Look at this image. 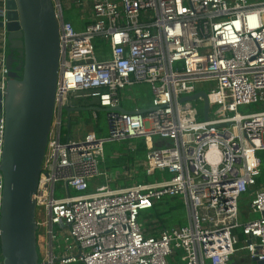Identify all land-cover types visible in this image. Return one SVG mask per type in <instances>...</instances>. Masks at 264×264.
<instances>
[{
	"label": "built area",
	"instance_id": "1",
	"mask_svg": "<svg viewBox=\"0 0 264 264\" xmlns=\"http://www.w3.org/2000/svg\"><path fill=\"white\" fill-rule=\"evenodd\" d=\"M92 1L82 30L64 17L60 23L55 124L35 195L37 209L48 217L49 264H232L240 250L246 252L241 260L264 262V185L256 187L262 164L257 153L264 150V0ZM55 7L60 20L61 0ZM0 21L1 167L8 0H0ZM97 38L106 44L105 58L97 55ZM141 82L152 89L153 109L119 111L121 91ZM199 91L209 99L208 120L204 109L181 101ZM72 98H94L109 109L107 135L63 140L62 107ZM252 104L254 112L240 111ZM154 136L171 144L156 147ZM134 138L145 139L146 173L171 177L119 188L103 183L90 191L93 179L108 178L105 144ZM57 184L66 197H55ZM251 187V212L259 216L241 224L240 199ZM70 188L81 193L72 196ZM3 190L0 169V211ZM165 196H183L190 222L151 228L146 235L140 214ZM55 225L68 243L64 254L55 252Z\"/></svg>",
	"mask_w": 264,
	"mask_h": 264
},
{
	"label": "water",
	"instance_id": "2",
	"mask_svg": "<svg viewBox=\"0 0 264 264\" xmlns=\"http://www.w3.org/2000/svg\"><path fill=\"white\" fill-rule=\"evenodd\" d=\"M63 17L62 13L60 20L57 18L54 0H8L7 42L11 52L7 54L6 130L0 167L4 176L0 211L3 264H42L35 195L55 117ZM1 99L0 94V113ZM198 99L204 102V119L208 120L210 103L206 92L182 97L181 101ZM117 109L137 112L123 106ZM152 109L139 111L145 113ZM86 110L106 112L109 109L67 102L62 107L69 126L73 114Z\"/></svg>",
	"mask_w": 264,
	"mask_h": 264
},
{
	"label": "rangeland",
	"instance_id": "3",
	"mask_svg": "<svg viewBox=\"0 0 264 264\" xmlns=\"http://www.w3.org/2000/svg\"><path fill=\"white\" fill-rule=\"evenodd\" d=\"M250 2H257L263 0H249ZM56 3L57 0H54ZM63 10H64V18L65 20H70L73 22L75 28L77 30H82L86 23L90 20V15L93 10V1L92 0H61ZM96 52L99 58H105L108 56V50L105 49V42L97 38L95 40ZM3 51V48H2ZM5 52L8 54V49L6 48ZM148 84L144 82L135 83L133 86L128 87V95L129 102L135 105L142 104H150L151 102V94ZM207 91L211 90V85L209 83L203 86ZM82 104H90L95 102L97 105V100L94 98H84L79 100ZM191 104L196 107L200 113H202L204 109L203 100L191 101ZM258 107L256 104L252 105H244L240 107V111L244 113H251L257 110ZM215 110V107H213ZM93 110L83 111L86 118L89 119L90 123L95 125L96 134L99 136H105L108 134V123L106 118V112L97 111L99 114V119L92 117ZM200 117H203L202 115ZM98 123V125H97ZM55 124V121H54ZM54 126V125H53ZM86 127V126H85ZM102 129V130H101ZM62 138L66 139L67 134L70 136H76L77 128L76 124L71 122L69 126V121L66 116V113H63L62 116ZM159 136H154V139L158 140ZM144 140L142 138H134V139H126L123 141H111L107 142L105 145V166L106 165V155L110 154L112 158L116 159L119 156H122L124 163L119 165H115V169L108 168V178L105 175L97 177L91 181L90 191L96 190V187L99 185L106 183L109 184L111 188L130 186L137 182H154L156 180L170 178L171 174L168 172H162L158 170L154 174H147L145 169H143L140 163L146 160L145 149L143 148ZM108 153V154H107ZM258 156L262 159V170L264 172V150L258 151ZM129 157L132 160H128ZM137 160L136 164L132 162L133 160ZM140 164V165H139ZM255 188L251 187L247 193H244L240 199V223L244 224L249 219L258 217L259 214H253L251 212L250 204L253 197V192ZM81 192L75 190L74 188L69 189V194L77 195ZM68 192L66 188H64L61 184L56 185L55 197L62 198L66 197ZM47 214L44 208L39 207V213L37 214V220L40 223L39 229L37 231L38 234V250L40 254V260L42 263L49 264V234H48V225H47ZM139 222L143 224L145 227H148L149 230L156 229V226H152L154 224H159L165 227H175V226H184L189 224L190 216L188 207L183 196H165L162 200L157 202V205L150 210H144L141 212L139 217ZM44 230V231H43ZM42 231V232H40ZM54 233L57 235L54 240L55 252L56 254H64L67 252V241L63 236V228L61 226L55 225L53 227ZM42 237L45 239V242L42 244ZM40 238V239H39ZM243 239V236H241ZM60 245V247H57ZM243 246V240L236 246L237 248H241ZM42 247V248H41ZM42 251V252H41ZM47 254V255H46ZM246 252L244 250H240L237 255L233 257L232 264H250V261L246 260L245 262L239 263V260L244 258Z\"/></svg>",
	"mask_w": 264,
	"mask_h": 264
},
{
	"label": "crops",
	"instance_id": "4",
	"mask_svg": "<svg viewBox=\"0 0 264 264\" xmlns=\"http://www.w3.org/2000/svg\"><path fill=\"white\" fill-rule=\"evenodd\" d=\"M145 84H148V83H145ZM149 86V89H150V94H151V102L150 104L146 103V104H142L141 105H135L131 102H129V95H128V87L123 89L121 91V96H122V102H121V105L128 111H132V110H135V109H148L149 107H151L152 105V98H153V93H152V89L150 87V85L148 84L147 87ZM80 99H74L72 98L70 103L74 106H83V107H91V106H95L96 103L95 102H92L90 104H82L80 103L79 101ZM96 112V111H95ZM94 113V112H93ZM73 116V119H72V123H75L76 124V128H77V134L76 136H70V134H67V137L65 139V141H67L68 139H72V138H78V137H81V136H84L85 134L89 133V132H95V125H93V123H90L89 122V119L86 118V116L84 115L83 111L82 112H79V113H75L72 115ZM93 118H95V113L92 115V117H90V120H93ZM96 119V118H95ZM98 119H99V114H98ZM97 119V120H98ZM98 125V123H97ZM86 126V127H85ZM102 130V129H101ZM160 137V136H159ZM171 141L170 140H167V139H164V138H159L158 140L154 139V144L156 145H159V146H165V145H168L170 144ZM261 159V157H260ZM137 160L134 159V163L136 164ZM143 163H140L143 167ZM261 163H262V159H261ZM139 164V165H140ZM137 165V164H136ZM262 165L261 164V169H262ZM104 168L107 170V172L109 173V169L104 165ZM144 169V167H143ZM91 185V184H90ZM264 185V182H262L260 185H258L257 187H260ZM115 188H118L115 187ZM246 260H239V263L241 262H245ZM250 264H255L254 262H250Z\"/></svg>",
	"mask_w": 264,
	"mask_h": 264
},
{
	"label": "trees",
	"instance_id": "5",
	"mask_svg": "<svg viewBox=\"0 0 264 264\" xmlns=\"http://www.w3.org/2000/svg\"><path fill=\"white\" fill-rule=\"evenodd\" d=\"M2 44H3V37H2V30H1V28H0V55H2ZM98 113V112H97ZM143 140H144V142H143V144H142V146H143V148L145 149V154L147 155V146H146V142H145V139L144 138H142ZM171 144V143H170ZM106 145V144H105ZM156 147H161V146H159V145H155ZM106 148V147H105ZM105 152H106V150H105ZM108 154V153H107ZM123 159V157L122 156H119V158H116V159H114V158H112L111 157V155L110 154H108V155H106V165H107V168H112V169H115V165H119V164H121V163H124V160H122ZM128 160H132L130 157H129V159ZM132 162H134V160L132 161ZM104 165H105V163L103 164V167H104ZM262 182H264V172H263V170L261 169V172H260V174H259V176H258V178H257V186L258 185H260ZM144 183H150V181L149 182H144ZM256 186V187H257ZM124 187H126V186H124ZM157 205V202L155 203V205L153 206V208L155 207ZM152 208V209H153ZM142 225V228L145 230V232H146V235H148L149 233V228L148 227H145L143 224H141ZM152 226H156V228H158V229H160V228H162V227H165V226H162V225H159V224H154V225H152ZM153 234H158V232H157V230H155L154 231V233ZM70 264H84L83 262H73V263H70Z\"/></svg>",
	"mask_w": 264,
	"mask_h": 264
},
{
	"label": "bare ground",
	"instance_id": "6",
	"mask_svg": "<svg viewBox=\"0 0 264 264\" xmlns=\"http://www.w3.org/2000/svg\"><path fill=\"white\" fill-rule=\"evenodd\" d=\"M152 143V139L149 140ZM39 213V208L37 209V214ZM44 231V230H43ZM42 232V231H40ZM40 239V238H39ZM45 242V239L42 237V244ZM42 248V247H41ZM42 252V251H41ZM47 255V254H46ZM49 256V255H48Z\"/></svg>",
	"mask_w": 264,
	"mask_h": 264
},
{
	"label": "flooded vegetation",
	"instance_id": "7",
	"mask_svg": "<svg viewBox=\"0 0 264 264\" xmlns=\"http://www.w3.org/2000/svg\"><path fill=\"white\" fill-rule=\"evenodd\" d=\"M7 49H8V45H7ZM10 52H11V51L8 49V55H9Z\"/></svg>",
	"mask_w": 264,
	"mask_h": 264
}]
</instances>
